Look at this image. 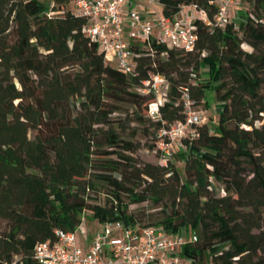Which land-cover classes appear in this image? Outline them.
<instances>
[{"label":"trees","instance_id":"16d2710c","mask_svg":"<svg viewBox=\"0 0 264 264\" xmlns=\"http://www.w3.org/2000/svg\"><path fill=\"white\" fill-rule=\"evenodd\" d=\"M70 1L51 10L0 0V264H38L37 244L76 232L87 212L100 224L187 229L197 241L183 256L196 264H264V0H243L253 9L225 28L214 25V0H159L168 19L195 6L213 24L195 21L192 53L142 50L134 77L106 64L86 20L65 10ZM152 73L170 83L165 125L142 114L154 95L136 91ZM184 90L207 108L213 92L220 116L214 132L198 126L184 139L182 174L142 161L136 138L156 143L161 128L185 121ZM115 114L139 126L131 137ZM144 205L149 213L132 209Z\"/></svg>","mask_w":264,"mask_h":264},{"label":"built area","instance_id":"2783aa9c","mask_svg":"<svg viewBox=\"0 0 264 264\" xmlns=\"http://www.w3.org/2000/svg\"><path fill=\"white\" fill-rule=\"evenodd\" d=\"M156 0H150L151 4ZM243 0H214L218 12L214 25L225 28L232 23L234 8ZM129 0H75L73 14L84 18L83 34L99 46L105 62L129 77L136 74V59L142 50L153 52V44L164 45L192 53L197 43L195 21L213 24L207 12L195 6H184L174 19L163 15L146 17L138 8L128 7ZM190 12L196 13L193 17ZM51 12L49 18L55 16ZM144 49H141V48ZM165 55V54H164ZM205 56V54H204ZM170 83L166 76L152 73L136 91L142 95H154L148 105L147 116L153 122H161V107L167 102ZM181 102L186 120L161 128L156 135V146L160 164L167 165L174 160L176 150L188 156L189 147L184 139L197 136L195 127L208 126L209 119L203 112L195 111V103L184 90ZM185 163V160L183 159ZM84 223V221H83ZM83 225V224H82ZM82 225L74 233L56 231L54 240L37 244L34 258L38 264H196L183 256V248L196 236L183 233L171 234L162 227L143 228L139 225L125 226L120 222L107 223L103 231L97 230L88 236ZM81 234V235H80ZM84 234V237L82 236Z\"/></svg>","mask_w":264,"mask_h":264},{"label":"rangeland","instance_id":"374dc122","mask_svg":"<svg viewBox=\"0 0 264 264\" xmlns=\"http://www.w3.org/2000/svg\"><path fill=\"white\" fill-rule=\"evenodd\" d=\"M41 2L47 4L50 6V9L54 7V0H40ZM74 1L75 0H71L70 3L65 7V10L67 11H71L73 12L74 10ZM134 4H136L137 6H133ZM128 8L131 9L132 7L138 8L139 11L143 14H145L146 17L149 18H153L155 16V13H159L160 11V7L157 6L156 4H151L150 0H129V4H128ZM253 9V5H249L245 2L242 3V5H240L238 8H234L233 12H232V18L231 21L235 22V21H239L238 19L240 18L239 15L241 14H245V12L252 10ZM52 10V9H51ZM188 13H190L193 17H197L196 13L190 12V10H187ZM51 12V11H50ZM49 12V13H50ZM63 13V12H58ZM246 51H250V48L247 46H244ZM141 49H144L143 47ZM113 68L116 69V67L114 65H110ZM204 77L210 80L215 81V74L214 71L210 70L209 68H207L206 70H204L203 72ZM207 101L209 104L210 108H207L205 106L204 103L200 104V105H195V111L197 112H203L205 113V116L209 119L210 123H209V128L211 129V131H215L216 129V125L219 121V116H220V104L216 101V97L215 94L213 92H207ZM75 102H78V106L79 107V100L76 99ZM127 110L131 111V108L127 107ZM142 114L147 115V112L145 110L142 111ZM115 119L119 120L123 119L122 122V127H120V125H118V130L123 133L124 135H126V137H131L132 136V129L139 127L135 122H132L131 124L128 123V120L125 114H115L113 116ZM124 119H126L124 121ZM132 120V119H131ZM133 121V120H132ZM152 121V120H151ZM124 127H127V132H124ZM195 129V128H194ZM152 131H154L153 128H151V133ZM35 132H31L30 136H34ZM136 140H139L141 142H143V146L141 148V150L137 153V156L144 162H149V163H154V164H159L160 163V158H159V152L157 151V146L154 140H152V138H146L144 137V135L142 134V132H140L136 138ZM183 154L181 153V151L179 149L176 150V154L174 157V160L172 161V163L176 166V168L178 169V171L180 173L183 174L184 172V162H183ZM141 209L142 210H146L147 213L150 212V208L151 206H141V207H137L134 206L132 207L133 210L135 209ZM98 226V229H96V227ZM105 228V224H100L98 222H96L93 217L92 214L87 212L84 215V223L82 225V232L84 229H88V236L91 237V234L97 230L103 231ZM181 233L185 234L186 237L188 235L187 233V229H184L181 231ZM81 235V234H80ZM82 236L84 237V234H82Z\"/></svg>","mask_w":264,"mask_h":264},{"label":"crops","instance_id":"0c3cea01","mask_svg":"<svg viewBox=\"0 0 264 264\" xmlns=\"http://www.w3.org/2000/svg\"><path fill=\"white\" fill-rule=\"evenodd\" d=\"M133 1V0H132ZM157 2L156 3H154V4H156L157 6H159L160 7V11H159V13H155V16H160V15H162V10H163V7H162V5L159 3V0H156ZM133 6H137L136 4H134ZM96 229H98V226L96 227ZM96 229H95V231H96ZM87 231H88V229H86ZM94 231V232H95ZM93 232V233H94Z\"/></svg>","mask_w":264,"mask_h":264},{"label":"flooded vegetation","instance_id":"af4514ba","mask_svg":"<svg viewBox=\"0 0 264 264\" xmlns=\"http://www.w3.org/2000/svg\"><path fill=\"white\" fill-rule=\"evenodd\" d=\"M51 13V12H50ZM50 13H48V15L50 14ZM49 17V16H48ZM54 17V16H53Z\"/></svg>","mask_w":264,"mask_h":264}]
</instances>
